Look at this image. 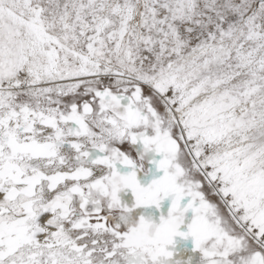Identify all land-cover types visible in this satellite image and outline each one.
<instances>
[{
	"label": "snow or ice",
	"instance_id": "snow-or-ice-1",
	"mask_svg": "<svg viewBox=\"0 0 264 264\" xmlns=\"http://www.w3.org/2000/svg\"><path fill=\"white\" fill-rule=\"evenodd\" d=\"M0 264H264V0H0Z\"/></svg>",
	"mask_w": 264,
	"mask_h": 264
}]
</instances>
